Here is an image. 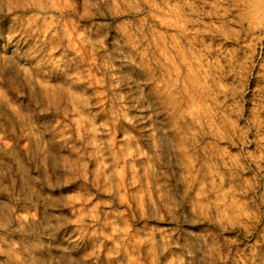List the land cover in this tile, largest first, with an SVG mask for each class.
<instances>
[{"label":"rangeland","instance_id":"374dc122","mask_svg":"<svg viewBox=\"0 0 264 264\" xmlns=\"http://www.w3.org/2000/svg\"><path fill=\"white\" fill-rule=\"evenodd\" d=\"M0 264H264V0H0Z\"/></svg>","mask_w":264,"mask_h":264}]
</instances>
